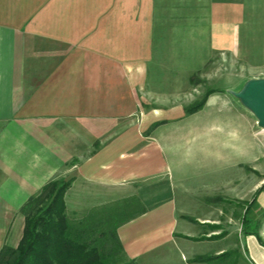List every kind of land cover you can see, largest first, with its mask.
Returning a JSON list of instances; mask_svg holds the SVG:
<instances>
[{
	"label": "crops",
	"instance_id": "1",
	"mask_svg": "<svg viewBox=\"0 0 264 264\" xmlns=\"http://www.w3.org/2000/svg\"><path fill=\"white\" fill-rule=\"evenodd\" d=\"M195 1L0 0V250L19 244L10 242L31 196L53 180L72 179L68 211L133 207L118 235L139 264L165 247L178 258L163 253L164 264H238L244 251L250 264H264V233L244 235L242 206L253 196L250 213L264 211L257 205L264 194L260 143L252 141L248 161H230L236 177L214 194L231 206L200 209L186 193L174 196L169 162L153 134L163 110L179 115L178 93L162 85L180 76H170L165 62L181 33L175 4L191 10ZM208 1L211 26H218L211 49L229 51L244 8L238 14L233 4ZM228 20L231 27L222 24ZM245 166L256 174L246 185ZM213 243L222 246L194 250ZM227 253L229 260L222 258Z\"/></svg>",
	"mask_w": 264,
	"mask_h": 264
},
{
	"label": "rangeland",
	"instance_id": "2",
	"mask_svg": "<svg viewBox=\"0 0 264 264\" xmlns=\"http://www.w3.org/2000/svg\"><path fill=\"white\" fill-rule=\"evenodd\" d=\"M220 2L235 5L238 14L239 10L244 8L243 26L239 27L236 35H229L231 46L235 45L229 51L211 49L214 46L213 35L216 32L214 27H218L217 22L211 26L209 19L211 1L190 2L189 5L194 8L191 10L185 9L187 6L185 3L175 4L179 6V9L175 10V15L179 17L181 33L174 37L173 44L178 40L174 49L169 51L168 48H164L169 51L168 56L173 55L165 65H168L170 76H176L178 73L180 77L179 83L172 85L164 83L162 88L167 91L174 88V94L178 93L179 115L171 116L168 111L163 110V113L157 117L160 123H156L157 129L155 133L153 132L157 141L163 145L164 158L169 162L168 173L171 174L174 196L180 199V196L186 193L184 199L193 207L207 209L211 204V208L215 210L226 205L231 206L230 202L227 204L218 199L223 197L214 195L225 186L228 179L232 177L234 180L236 177L237 172L234 166L231 167L230 161L237 157L238 160L244 158L248 161L252 157L250 150L252 141L260 143L261 155H264V130L258 127L255 116L232 94L241 91L249 80L264 78V0H220ZM222 24L230 27L233 25L230 20L223 21ZM222 24L220 22L219 26ZM185 28L190 29L189 34L182 33ZM163 56H167V53H163ZM167 103L171 101H158L163 107ZM202 103V109L190 114L194 106ZM166 177L170 179L168 175ZM255 179L256 174H252L245 166V185L246 182ZM56 180L64 182L69 179ZM67 184L69 186V183ZM72 184L71 179L66 194ZM252 199L253 196L244 197L243 205L241 204L244 209ZM263 199L264 194L262 198H258L257 205L261 204L264 208ZM119 210L122 211L123 208L97 211L93 208L68 212L70 215L75 214L80 217L96 215L99 221L103 217L116 214ZM124 213L121 215L128 216V213L127 215ZM259 219L260 233H264V217L260 215ZM130 220H126L122 225ZM18 223L20 225L18 239L14 236L13 242H10L13 246L20 243L23 236L25 220L20 217ZM182 223L184 222L180 221L178 229L180 232L184 230ZM218 246L222 245L194 244V250L214 251ZM232 246L234 245H229ZM166 252L176 253L173 258L175 263L178 251H171L168 247L145 255L142 262L164 264L166 261L162 260L161 255ZM240 255L238 253V264H250L245 251L242 259Z\"/></svg>",
	"mask_w": 264,
	"mask_h": 264
},
{
	"label": "trees",
	"instance_id": "3",
	"mask_svg": "<svg viewBox=\"0 0 264 264\" xmlns=\"http://www.w3.org/2000/svg\"><path fill=\"white\" fill-rule=\"evenodd\" d=\"M202 105L194 106L190 114ZM70 181L53 180L23 204L22 239L16 247L6 245L1 249L0 264H139L127 256L117 233L120 225L135 216L133 207L103 217L100 222L96 215H70L65 200ZM253 204L248 203L245 209V236L260 234L256 218L264 217V211L250 213ZM123 212L128 216L121 215ZM229 256L227 253L222 258L229 260Z\"/></svg>",
	"mask_w": 264,
	"mask_h": 264
},
{
	"label": "water",
	"instance_id": "4",
	"mask_svg": "<svg viewBox=\"0 0 264 264\" xmlns=\"http://www.w3.org/2000/svg\"><path fill=\"white\" fill-rule=\"evenodd\" d=\"M232 94L255 116L258 127L264 130V78L251 79L241 91Z\"/></svg>",
	"mask_w": 264,
	"mask_h": 264
}]
</instances>
